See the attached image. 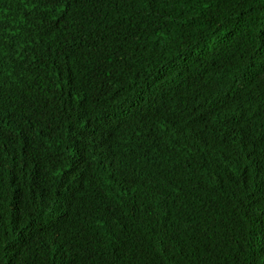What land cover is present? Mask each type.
Wrapping results in <instances>:
<instances>
[{
    "label": "trees",
    "instance_id": "obj_1",
    "mask_svg": "<svg viewBox=\"0 0 264 264\" xmlns=\"http://www.w3.org/2000/svg\"><path fill=\"white\" fill-rule=\"evenodd\" d=\"M260 97L264 0H0V216L26 196L52 214L43 182L31 180V164L48 154L61 162L42 176L73 156L91 171L70 182L73 201L96 181L85 202L91 231L63 234L58 246L40 233L21 247L25 264H264ZM194 109L198 133L186 144L181 119ZM250 145L244 184L254 194L236 217L242 182L216 187ZM64 192L59 185L54 203L67 202ZM199 205L210 218L195 243L167 242L158 217Z\"/></svg>",
    "mask_w": 264,
    "mask_h": 264
},
{
    "label": "clouds",
    "instance_id": "obj_2",
    "mask_svg": "<svg viewBox=\"0 0 264 264\" xmlns=\"http://www.w3.org/2000/svg\"><path fill=\"white\" fill-rule=\"evenodd\" d=\"M23 70L27 71L26 60L23 63ZM9 88L5 91L6 100L4 102L12 101L14 89ZM20 94L25 95L27 98V94L21 88ZM234 105L225 104L224 107L232 114ZM260 108L262 114L264 112V97H260ZM198 110L201 109H194L181 119L183 122V125L180 126L182 137H179V139L183 143L191 144L190 140L198 133V127L195 121V113ZM122 126L124 132L137 141L136 137L138 133L134 131V127L132 125ZM204 130L208 129L205 128ZM103 133L104 131L99 130L98 146L103 143ZM254 155V150L251 145L247 149H244L241 160H238L239 155L235 154L233 161L219 178L216 187L217 192H229L231 186L239 181L245 187L244 181L254 160ZM80 158L81 156H73L62 160V168L58 171L59 173L57 175H54V178L52 177L53 175L42 176L41 172L47 166H51L55 160L56 164H59L61 162L60 160L52 158L48 154L44 157L43 165L34 166L31 164V171L33 173L31 180L35 184H38L40 181L43 182V188L46 191L44 196L47 198V204L52 209V214L47 215L45 213L41 201L40 211L32 209L27 203L28 200L26 201L27 196L11 201L9 208L0 216V264L27 263L21 258V247L29 239H36L40 233H44L48 237L50 236V244L58 246L60 241L66 240L63 234H66L67 238L71 237V239H74L76 237H85L91 231L94 225L93 207L86 205L85 202L94 194L95 179L93 178L94 183L90 184L91 190L85 197L78 201H73L70 196L69 185L74 177L83 174L92 176L88 168L79 166ZM50 169L52 170L51 167ZM59 185L65 188L61 200L64 201L66 195L68 196L67 202L62 205L54 203ZM249 193L251 195H248ZM253 194V192L245 187L243 196L235 200L232 214L237 217L235 213L237 206L247 201ZM204 218H210L209 210L205 209L204 205H199L193 208L191 213L177 211L171 213L166 211L158 217V222L165 226V232L168 234L166 241L181 248L187 244L195 243L200 236L195 232L196 225H199ZM151 219H154L153 213H151ZM231 219H234V217L231 216ZM61 231L62 235L60 236ZM58 262L59 264H71L64 260Z\"/></svg>",
    "mask_w": 264,
    "mask_h": 264
}]
</instances>
